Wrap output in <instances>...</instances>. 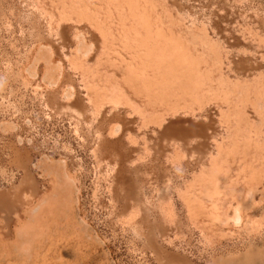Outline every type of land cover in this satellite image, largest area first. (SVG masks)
I'll use <instances>...</instances> for the list:
<instances>
[{"label": "rangeland", "instance_id": "374dc122", "mask_svg": "<svg viewBox=\"0 0 264 264\" xmlns=\"http://www.w3.org/2000/svg\"><path fill=\"white\" fill-rule=\"evenodd\" d=\"M0 264H264V0H0Z\"/></svg>", "mask_w": 264, "mask_h": 264}]
</instances>
